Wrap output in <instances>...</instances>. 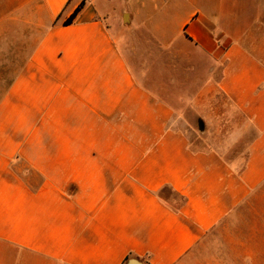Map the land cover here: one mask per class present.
Listing matches in <instances>:
<instances>
[{"label":"crops","instance_id":"0c3cea01","mask_svg":"<svg viewBox=\"0 0 264 264\" xmlns=\"http://www.w3.org/2000/svg\"><path fill=\"white\" fill-rule=\"evenodd\" d=\"M131 261L264 264V0H0V264Z\"/></svg>","mask_w":264,"mask_h":264},{"label":"trees","instance_id":"16d2710c","mask_svg":"<svg viewBox=\"0 0 264 264\" xmlns=\"http://www.w3.org/2000/svg\"><path fill=\"white\" fill-rule=\"evenodd\" d=\"M80 7L75 10V12L65 21V24H71L78 14Z\"/></svg>","mask_w":264,"mask_h":264},{"label":"rangeland","instance_id":"374dc122","mask_svg":"<svg viewBox=\"0 0 264 264\" xmlns=\"http://www.w3.org/2000/svg\"><path fill=\"white\" fill-rule=\"evenodd\" d=\"M195 129H196V127H195ZM243 214H245V215H247V216H251L253 213H252L249 209H245V210L243 211Z\"/></svg>","mask_w":264,"mask_h":264},{"label":"water","instance_id":"95a60500","mask_svg":"<svg viewBox=\"0 0 264 264\" xmlns=\"http://www.w3.org/2000/svg\"><path fill=\"white\" fill-rule=\"evenodd\" d=\"M200 128L203 129V125ZM128 264H141V263H139L138 261H131Z\"/></svg>","mask_w":264,"mask_h":264}]
</instances>
